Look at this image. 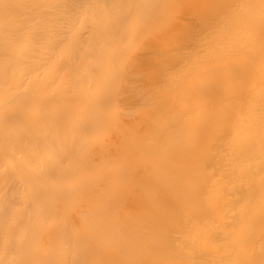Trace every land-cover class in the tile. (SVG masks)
Listing matches in <instances>:
<instances>
[{
  "label": "bare ground",
  "instance_id": "obj_1",
  "mask_svg": "<svg viewBox=\"0 0 264 264\" xmlns=\"http://www.w3.org/2000/svg\"><path fill=\"white\" fill-rule=\"evenodd\" d=\"M222 10H227V12L229 10H241V13L239 11L237 12L238 14L232 12L233 15H230V18H228L229 12L225 13ZM244 10L246 11L245 13L243 12ZM248 10L253 14H250ZM220 12L225 13H222L225 16L228 14V17L226 16L227 19L225 18L226 22L224 19H220ZM245 16L246 18H243ZM219 19L224 24L230 23V21H237L238 29H234L236 22L234 23L235 26L231 22L234 28L226 25L227 27L229 26L228 28H231V30H227L228 28L224 27L225 25ZM245 19L251 20L250 24ZM216 20L222 22V27H219L225 30L224 33L220 32V35H225L226 31L229 32L233 29L234 35L240 33V31L242 33L246 25L247 29L243 32L245 33L243 35L245 37L243 39L244 45H242V48L244 47L243 49L245 50H241L242 56L239 55L242 59L244 57L251 61L250 59L253 57L250 55V51L253 49L254 53L252 55L258 58L256 61L261 66L258 63L254 65L255 67H252L256 69L255 72L259 66L262 68H259V70L261 69L260 71L264 70V44L261 45V42H264V0H0V264H264V215L258 218L251 215L253 208L251 209L250 207L253 206L248 205L246 207L248 201L245 199V191L242 194V196L244 195V200L243 198L241 199L242 196L240 197L239 193L238 197L236 193L233 194L232 191L236 192L237 188L235 190L227 186V188L233 189L231 191L234 197L233 200L238 198L235 200L237 204L232 200L235 203L234 206H241L239 199L241 201L244 200L242 202L246 201V203H243L244 207L247 208L245 209L246 211L242 210L244 209L242 206H237L238 208L234 207L235 209H232L233 207L229 208L231 205L226 202L230 199V196L228 199L225 196L223 197L225 194H221L220 190L221 187L222 190L225 189L224 191H226V187L224 188V186L227 183H224L228 178L225 179V175L231 174L229 176L232 177V173L234 172L232 170L233 167L234 169L236 167L237 169L239 168L241 172H248V169L253 167L249 164V157V160H246V164L241 165L240 163L239 165L240 167H244L248 164L249 166L245 167L248 168L247 170L238 167V158H246L239 154L245 150L248 153V150L251 149L246 144L248 141L244 143V141L238 140L241 138L245 140L243 131H246L250 135L251 129H255L252 125L254 120H251L254 116H258L257 120L254 118L256 123L260 122L259 125H257L258 123L255 125L260 126L259 128L262 125L260 129L262 133L260 132L261 134H259V130L256 129L258 133L255 132V135L264 136V116L256 114V112H260L262 107L264 108V79H261V76H264V72L260 74L258 70L259 74H252L256 80L257 77H260V79L258 78L260 81L258 83V80L256 81L252 78L257 83L252 82L251 84L252 79H249L250 81L247 80L246 82L249 83L246 87L249 89H244V85H241V76L244 75L245 79V76H249L254 70H252V67L248 69L251 64L249 62L248 68L244 67V65L243 67L251 72L249 71L248 74H245L244 69H241V63H246L244 59H241V63L237 64L236 62L239 61L237 57L235 59V61L237 60L236 64L234 62L226 64L230 66V69L226 70L225 63L223 64L224 68L222 65L220 68L222 69L221 71L226 70L225 72L229 74L232 68L233 70H237L236 66L238 67L239 65V72L234 71L237 75H234L233 72L231 73L233 75L230 74L234 77L240 75L239 81V78L235 79L238 82L229 81V83L231 82V86L234 84L233 86L235 87L232 86L231 88L230 85H227L226 80H223L224 78H220L219 76H215V79L213 77L208 78V74L211 75L209 72H206L207 75H199L201 71H198L199 77L197 75L196 78L195 73L189 75L192 72L190 69L193 67L190 63L196 64L194 65L195 70H197L196 67L199 64L193 63L194 60L191 59L192 57L194 59L200 57L199 55V57L194 56L196 52V50L194 51V46L196 45L199 48V45H197L199 38L202 40L204 37L203 35L198 36L199 33L201 35V31L199 29L200 32H198L197 28H207L208 26L210 28L211 26L210 29H214L212 25L215 23L214 27L217 29V25L220 23ZM242 21H245L243 22L244 27L242 26L243 30L240 29L239 31V27L242 28L241 25H243H240ZM247 24L251 25V27H247ZM221 28L218 29L220 30ZM192 29H194L193 32ZM204 30L208 31V28ZM204 30L202 31L204 32ZM194 31L197 32V35ZM207 31L204 33L209 34L213 32L211 30ZM214 31L212 35L216 36L215 38L219 36L218 39L220 41L209 40L210 42H208L207 39L211 38V35L206 34V38L208 36L209 38H205L207 41L203 39L202 42H206L204 45L207 47L210 44L216 43L217 45V43L224 42V40L220 39V35H216L219 34L216 32L217 30ZM228 35L230 34L227 33L228 42L225 39L226 36H223L226 41L224 46L228 45L229 41L234 44L236 42L235 45H239L237 40L238 42L241 41V37L239 38L236 35L238 39L235 41V36L231 34L229 37ZM196 37L199 38L196 39ZM231 39H234L233 41L235 42H232ZM207 42L209 45H207ZM193 43L195 44L194 46ZM256 43H259L256 46L258 48L254 46ZM198 44H200V47L203 46V50L207 49L206 47V49L204 48V45H201L202 43ZM222 45L221 43L220 46L222 47ZM231 45L229 44L228 47ZM259 45L261 46L259 47ZM238 47L241 48L240 45ZM239 48H237L238 51L240 50ZM259 48L260 50H258ZM218 49L219 47L214 49V51ZM231 50V48H228V52L227 49H224L223 52L226 54L231 52ZM237 50H234V52L236 51L238 54ZM199 51L202 50L199 49ZM204 52H200L202 54L200 55H205L206 53ZM206 52L208 54L207 50ZM211 52L210 55L206 54V57L215 54L213 51ZM216 53V57L213 56L211 61L215 59L217 61L215 63L220 62L222 64V55L224 53L219 55L220 50L219 54L218 51ZM233 53L232 55L230 53L226 54V56H235V53ZM165 55L171 59L175 57L174 61L176 62L182 59L181 63L180 61L178 62L179 67L177 68L180 70L179 73L178 70H175L177 71L175 73L180 75L185 74L183 76L179 75V79L181 80H175L177 75L174 71H171L175 65L171 64L173 67H169L170 74L167 72L169 68L165 67L166 64L163 62L165 61L163 60V56L166 57ZM176 57L179 59L177 60ZM205 58L203 60L200 58L202 61L198 69L200 67L205 69ZM190 59L193 61L189 62ZM174 61L171 62L174 63ZM196 61L198 62V60ZM202 63L203 65L200 66ZM212 63L208 62V66L212 65L209 66L211 69L212 67L215 69L220 65L219 63L213 66L214 64ZM231 64L232 66L233 64L236 66L232 67ZM166 66H168V63ZM188 66L191 67L189 68ZM203 69V74H206ZM241 70L243 71L242 74L240 73ZM184 71H187V73H183ZM218 71L214 70L216 74L223 76ZM214 72L212 74H215ZM234 77H232L233 80ZM171 78L174 81L168 82ZM200 78L201 80L203 78V80L199 82ZM194 79H199L198 81L196 80V83H200V86L204 85L205 81L211 83L209 86L207 82L206 85L209 87L202 86V88L196 86L197 84H195ZM218 79H222L223 81H219ZM258 84H260L259 90L255 92L257 89L254 90V88H257ZM147 87H149V90ZM228 87L230 90L233 89L231 90L233 94L226 90ZM200 88L205 93H203L202 98H198L201 101V109L205 108L206 113L208 112L206 115L205 111H203V114L207 118L208 116L210 118L212 116L208 111L211 104H215V99L219 100L218 98L222 97V99L220 98L221 103H216L218 108L210 111L212 113L215 110L218 112V109L221 108L220 113L224 110V114L221 116L223 119L226 117V120H223V122L219 120V124H217L218 122L214 124L215 127H212L213 124L212 126L210 125L211 121L212 123L213 121H218V119L213 120L214 114L212 120L208 119V121L211 120L209 121L210 128L204 127V125H208L207 121H204V123L202 121L204 125L201 126L200 120L203 119L202 116H206L199 114L202 119L199 118L197 112L201 113L200 107H198L199 105L196 106V102L193 105L195 98L191 101L192 95L198 94L200 96ZM240 88L243 89L241 91L243 94L238 93L236 95L241 90ZM194 89L197 90L195 91ZM251 89L256 94L253 92L251 94ZM185 90H189L190 92H185ZM246 90H250V92ZM150 91L153 96L150 94ZM182 92L191 94H186V96L188 95L187 97L190 98L192 103L188 101L187 97L183 96ZM169 93L171 95L165 98V94L168 95ZM177 93L181 96L179 100L177 98L180 96ZM222 93L224 94L222 95ZM228 94L234 96H229ZM227 95L230 100L232 99L231 101L226 100L228 99ZM182 96L184 97L183 99ZM202 101L206 103L202 104ZM227 101L229 102L227 103ZM207 102L210 104H207ZM230 102L236 103L244 111H241L239 107L237 108L236 104L229 105ZM200 103L198 102V104ZM224 105L228 107L226 111V106ZM217 106L214 105V107ZM219 106L221 107L219 108ZM231 106H233L232 109ZM178 107L180 111L177 109ZM190 107L191 109L195 108L188 111L187 109ZM196 108L198 109L196 110ZM229 108L231 112L235 110L236 113L242 115V118L238 120L232 118L233 120H230L228 117L232 113L229 111ZM248 108L251 109L250 112ZM258 108L260 110L257 111ZM185 109L190 112L189 114L192 118L189 117L188 112L184 114ZM175 110L179 111L177 113H183L184 116L181 114V117L174 112ZM194 110L196 111V115L193 113ZM251 111L255 112L252 113ZM241 112H244L245 118ZM239 115H237V118ZM232 116L234 117L235 115ZM247 118L248 120L250 119L249 122ZM240 119H245L251 125H248L244 120L245 125L247 124L245 126L242 121L241 123L238 122ZM227 121L233 125L226 123ZM237 122L240 123L237 124L238 127L240 126L238 129L244 126V130H242L243 128L239 130L241 138H238V133L234 132L237 131V127L235 129V123ZM221 123L222 127L223 123H225V127L223 128L224 137L221 135ZM226 126L230 128L233 126V130H235L231 129L232 132H230L231 134L234 132L236 135L233 133L235 136L233 134L228 136L226 132V136L224 132L230 129L228 127L229 129L226 130ZM247 126L248 129L245 128ZM216 127L219 128L215 129ZM215 130H219L220 133ZM210 133L215 134L214 138ZM219 134L223 137V140L219 141L218 144L216 142L217 145H214L215 149L212 148L216 153L213 151V154L212 151L207 149L212 147L211 144H214V139ZM248 134L245 138H256V136L253 137L251 135L252 137H250ZM217 139L219 140L218 137ZM253 141L252 144L254 145L259 140ZM261 144H255V149L261 147ZM245 146L248 148H245ZM201 149L207 150L208 154L205 153L206 151H202V153ZM182 151H187V154ZM232 151H235L234 153H237L235 155L239 156H237L238 160L235 161L236 165L232 162L234 161L232 159L234 154L228 155L229 152L233 153ZM259 151L263 153L264 148ZM219 152L220 154L224 153V155L221 154L223 156L222 160H220V154L218 158L216 157V154ZM171 153H174V155ZM189 153L190 155L192 154V159L190 156H188L190 158L186 157ZM196 153L199 155L203 154L204 157L196 155L197 158H200V160L199 158L196 160L194 155ZM249 153H251L249 156L252 158H254L253 155H256L253 149ZM226 154L229 157L225 156ZM206 155L213 157L212 161L215 158V162H211L210 158H207ZM181 157L184 159L186 157V160H184L186 161V163L184 162L185 165L188 163L186 167H193L192 165L196 164V166L200 165V170L206 167L204 164L210 160L211 164L210 162L207 163L206 167L207 169L210 164V170H206L205 168L203 172L193 170L195 174H198L196 175L198 178L194 175V180L191 177L185 180L184 176L188 177L185 175L188 168L183 170L185 166L181 161L183 160ZM170 158L174 161L171 160L175 166H170L172 164L168 160ZM260 158H264V156L261 157L260 155L257 160ZM201 159L202 161L205 159L204 163ZM241 160L239 162H243ZM257 160L253 162L254 165L258 162ZM260 160L261 164L264 163L263 159L262 161ZM176 161L181 162L184 168H177V166L181 165L179 163H176V165ZM196 162H202L203 165L202 163H198V165ZM169 163L171 164L169 165ZM212 163H215L214 166L217 164L220 167L216 166V168L212 169ZM168 165L175 173L172 172V169ZM261 166L263 164H259V167L263 168ZM166 167H168V171ZM136 168L140 169V171ZM176 168L179 171H175L174 169ZM134 169L136 173H134ZM214 169L217 170H215L214 174L221 172V175L222 172L231 170V172L229 171L230 173L226 172L224 175L223 179L225 181L222 177H220L221 181L219 178L215 179L216 185L218 187L221 185L219 189H216L217 186H215L213 179L216 177H213L214 174H211ZM239 169L237 170V174L240 175ZM252 169L254 170V167ZM180 170L184 171V175H182L183 173L181 174ZM164 173H167L166 176L169 174L168 177L172 175L170 173H173L174 175H172L171 179L173 178L174 182H171L175 184L176 180L180 184L179 188L176 187L178 184L173 187L170 184L171 182L165 179ZM262 173L261 175L263 176L264 174ZM179 174H181V177ZM202 174H205V176ZM237 174L234 173L236 177L239 176ZM243 174L246 175L245 172ZM209 175L212 176L210 177ZM234 175L235 180L232 177L234 181L229 179L231 186L233 182V185L236 186L235 183L238 181ZM241 175L237 178L240 180L242 178L245 181L243 179L244 176ZM206 176L213 179L211 180L212 184L209 190H212L211 195L216 197L214 198L213 196L214 199H212V196L209 194L210 200H205L210 201V203L214 202V204H211L212 207L214 205L218 207L220 203L223 205V207L221 205L218 207H222L220 208L221 211L214 207L217 210V213H215L217 214L215 215L216 217L211 216L214 214L215 209L212 213L210 208L211 215L208 216V219L211 220L212 225L209 224L210 220L207 217L205 219L199 218L201 215L205 217L206 214H210L206 208H203L204 206L198 199L201 195L196 194L197 196L195 197L190 192V190L192 191L191 187H194L195 193L197 189L199 190V187L200 189L203 187V189L207 190L206 186L204 187L208 182ZM176 178L180 179V181L184 179L185 184H183L184 182L181 184ZM196 178L206 183L199 182L202 187L201 185L197 186L198 180ZM262 179H264V176ZM148 180H153L152 184L154 186L152 185V187H156L155 190L158 189V197L155 198L153 196L156 194L154 189H152L154 194L151 193L152 191L148 186L150 182ZM195 180L196 184L194 183ZM240 180L238 183L241 187L245 188V183ZM147 181V188L149 190L147 189L146 194V188L144 190L143 187L146 186ZM156 181L163 184L165 188H162L163 185L161 187L159 184L158 188L155 185ZM188 181L189 183H187ZM164 182H167V186H165ZM132 184L133 186H131ZM137 185H140V189L142 188V193L145 191L144 194H139L141 191L136 193ZM186 185L190 186L188 187L190 189ZM168 186L169 189H171V186L179 189H174L175 193L171 191L173 195L182 193L188 197L186 192L188 191L190 193L189 197L184 198V195V197L177 198L180 197L178 194H176L178 195L177 197L172 196L171 192L168 191L171 194L169 196L171 197L170 199L168 196H165L166 193L167 195L169 194L166 192L169 190L167 189ZM254 186H250L251 192L258 189L259 185L257 184L255 189ZM180 187L182 190L185 188L183 191L187 189L185 193L181 192ZM212 187L216 191L220 190V192L213 191ZM241 187H238L237 192H239ZM261 187L259 186V188ZM120 188H131L135 192L132 190H130L132 193L124 192L126 191L125 189L123 191L124 194H121L122 190ZM161 188L163 191L167 189L165 194L159 190ZM203 189L199 191L202 192ZM262 189L258 190V196L261 195L260 193L264 194V185ZM243 190H241V193H243ZM206 193H208V190ZM225 193L227 194V192ZM231 193L228 194L230 195ZM132 194L135 195L132 196ZM145 194H151L150 199H145ZM138 195H141L140 198L137 197ZM249 195H247L248 198L246 197L250 201L249 204H254L255 199L250 198ZM262 195L261 198L264 196ZM133 198H136L139 202L137 203ZM159 198H162L163 201ZM163 198L173 201H169L171 203L167 202L169 204H166ZM203 198L208 197L203 196ZM225 198L227 199L226 202H224ZM118 199L121 200L119 201ZM156 199L158 202L155 201ZM222 199H224V203L221 202ZM143 200H149L148 202H152V204L155 201L156 207L150 205L151 203L149 204L147 201V205L143 206L142 203H145ZM218 200L220 203H216L219 202ZM140 201L142 202L140 203ZM150 206L159 207L160 209L157 212V209H152ZM207 206L209 208L208 204ZM200 207L205 209L207 213ZM240 208L244 212H240ZM231 209L238 213L231 214ZM160 210L167 212L168 216L164 217L166 213L160 212ZM201 212L205 215L201 214ZM154 214H159L158 218L161 217L163 219L160 218L161 221H158L155 217L157 215ZM230 214L232 217H236H233L236 219L233 220V224H231L232 220L229 219L231 218ZM238 216L239 218H237ZM246 216L250 218L248 217L247 220ZM173 218L176 219L173 220ZM152 219L156 220V223ZM168 219L176 221L172 229L169 225H173V223L169 224L172 221L168 222ZM133 220H136L137 223ZM252 220L255 221V224ZM149 222L151 225L153 222V225L150 226ZM251 222H253V227H251ZM145 223L147 226H145ZM200 226L206 228L205 231L207 230L211 234H209L210 236L208 235V238L206 235L205 240L204 235L207 232L204 233L202 229L197 228ZM245 226L248 227L245 228ZM146 227H148V230ZM167 227L170 229H167ZM185 227L187 229H183ZM207 227L212 230H208ZM188 229L192 231H188ZM177 230H179L178 236L181 235L179 233H182V237L184 236V238L185 236L186 238L192 236L190 238L193 242L192 244L202 241L203 245L201 243H199L200 247H198L199 244L198 246L191 245V247H194L192 250L189 248L191 244L189 243L190 240L186 238L187 242L185 241L184 245L182 244L184 239H179L181 245L177 244L178 238L176 239V233L173 234L171 232H177ZM183 231H186L187 235ZM167 232L168 234L172 233L171 235L175 237L176 242L173 241V237H169L170 235L166 236ZM191 232H193L194 236ZM197 233H200L199 237H196ZM167 237L171 238L172 241ZM193 237L197 238L198 241L194 243L196 240ZM174 243L181 247H176ZM185 243H188V247H185ZM120 250L121 253L124 251L125 254L123 256L122 254L118 255Z\"/></svg>",
  "mask_w": 264,
  "mask_h": 264
},
{
  "label": "rangeland",
  "instance_id": "obj_2",
  "mask_svg": "<svg viewBox=\"0 0 264 264\" xmlns=\"http://www.w3.org/2000/svg\"><path fill=\"white\" fill-rule=\"evenodd\" d=\"M237 9H238V8H237ZM235 10H236V9H235ZM245 10H246V9H245ZM245 10L243 11L244 13L247 11V10H246V11H245ZM222 11H223V10H222ZM230 11H231V12H230ZM238 11L240 12L241 10H238ZM238 11L229 10V11H228L229 13H228L227 10H224L223 12H225V13L227 12V13L229 14V15L227 14L229 17H228L227 15H226V16H227L228 18H230V15H231V16L233 15L232 12L237 13ZM248 11H249L250 14H253V13L250 12V10H248ZM252 11H254V10H252ZM215 12H216V11H215ZM223 12H222V13H223ZM220 13H221V12H220ZM222 13L220 14L221 16H219V17H221L220 19H222V20L224 19V20H225L226 16L223 15V14H225V13H223V14H222ZM230 13H231V14H230ZM240 13H241V12H240ZM240 13H239V14H240ZM237 14H238V13H237ZM250 14H249V15H250ZM255 14H256V12H255ZM222 15L224 16V18H222V17H223ZM235 15H236V14H235ZM245 15H247V14H245ZM239 16H240V15H239ZM256 16H257V15H256ZM241 17H242V15H241ZM249 17H251V16H249ZM243 18H246V16L243 17ZM220 19H219V20H220ZM226 19H227V18H226ZM249 19H250V18H249ZM222 20H220V21H222ZM216 21H217L218 23H220L219 25H217V26H218L217 29H215V27H214V25H216L215 23H214V25H212V26H213L212 28H214V29H210L211 26H210V28H209V26L207 27V28H208V31H210V30L213 31V32H210L211 34H210V33H209V34L206 33L207 35H211V38H209V36L207 37V38H209V39L206 38L207 35H206L204 32H206L207 30L205 31L204 29H207V28H204V27H201V28L199 27V28H197V29H198V30H197L198 32L201 31V35H200V33H199L198 36H202V35H203V36H204L203 39L205 40V38H206V39L208 40V42H210L211 40H215V42H216L217 40H219V39H218V37H219L218 35H220V32H221V33H224V31H225V30H223V29L221 28L222 25L224 24V22L222 21L223 24L221 25L222 22H220V21H218V20H216ZM227 21H229V20H227ZM245 21L249 22V24H250V21H251V20L248 21V19H247V20L245 19ZM245 21H242V23H240V25L243 24V22H245ZM225 22H226V20H225ZM231 22H232V21H230V23H231ZM235 22H236V23H235ZM235 22H232L233 24H234V23L236 24V27H235V28L232 26L233 24H232V23L230 24L229 22H227L228 24H227V23L224 24V25H225L224 27L228 28L229 26H230V27L232 26L235 30H237V29H238V27H237V21H235ZM247 22H246V23H247ZM246 23H245V24H246ZM235 24H234V26H235ZM255 24H256V23H255ZM226 25H229V26L227 27ZM219 26H221V27H219ZM242 26L244 27V24L241 25V27H242ZM232 27H231V28H232ZM243 27H242V28L239 27V31H240V29L243 30ZM247 27H251V25L249 26V25L247 24ZM218 28H221L222 30H221V29L219 30ZM231 28H228L227 30H231ZM199 29H200V31H199ZM209 29H210V30H209ZM224 29H225V28H224ZM234 29H233V30H234ZM245 29H247V28H246V25H245L244 30H245ZM249 29H250V28H249ZM193 30H194V29H192V32H193ZM202 30H204V32H203ZM214 30H217L216 32L219 33V34H216V33H215V34L218 36L217 38H215L216 36H213V35H212V34H214V32H215ZM233 30H232V31H229V32L226 31V32H227L228 34H230V35L232 34L233 36H235V38H236L235 41L238 39V38L236 37V35H238L239 38L241 37L240 39H242V40H241L242 42H241V41L238 42V40H237V43H239V45H240L241 48H242V45H244V44H243V41H244L243 39L245 38V37L243 36L245 33H243V32H245V31L243 30V32H242L243 34H242L241 31H240V33H237L236 35H234ZM208 31H207V32H208ZM194 32H195V31H194ZM226 32H225V35H223V34L220 35V36H221L220 39L224 40V42H223V41L221 42V43L223 44L222 47L224 46V44H225V42H226L225 39L227 40V33H226ZM236 32H237V31H236ZM195 33H196V35H197V32H195ZM203 33H204V34H203ZM193 34H194V33H193ZM239 34H240V35H239ZM230 35H228V36L230 37ZM194 36H195V35H194ZM223 36H224V37L226 36V38L224 39ZM233 36H231V38H233ZM213 37H214V39H213ZM242 37H243V38H242ZM198 38H199V37H196V39H198ZM196 39H195V40H196ZM203 39H202V40H203ZM202 40L199 38V42H198V43H202L201 45H204V43H206V42H204V41L202 42ZM207 40H205V41H207ZM209 40H210V41H209ZM233 40H234V39H233ZM233 40L231 39L232 42H235V41H233ZM197 41H198V40H197ZM197 41H196V42H197ZM200 41H201V42H200ZM219 41H220V40H219ZM259 41H260V40H259ZM259 41H258V42H259ZM208 42H207V45H209ZM212 42H214V41H212ZM212 42H211V43H212ZM227 42H228V40H227ZM240 42H241V43H240ZM260 42H261V41H260ZM198 43H197V45H199V48L196 47V45L193 43V46L195 45V46H194V51L196 50L194 56L197 57V56L199 55L200 57L198 56V57H199L198 59H196V58L194 59V57H192L191 59H193L194 61L190 59L191 61L189 60V62H192V61H193V63L196 62V63H199V64H200V62L203 60V58H205L207 55H210V54L212 53L211 51H213V52L215 53V54L213 55V56H215V55L217 54L216 52L218 51V54H219V50H220V54H219V55H222V54L224 53V54L222 55L223 58H222V56H221V58H222L223 60H222V59H221L222 61L220 60V61L222 62V64H221L220 62H219L220 65H218L219 63H215V62H217V61H215V59H213V61H211V59H212V57H213V56L211 55L210 57L208 56V57L205 58V62H204V65H205L204 67H205V69H203V67H200V69L202 68L203 71H205L204 73H206V72L208 73V72H209V73L211 74V75L208 74V78H209V77H213V79H215V76H219L220 78H224L223 80H226L227 85H230V87L232 88V86H233L234 84L231 86V82L235 81V83H236V81H237V80H235L236 78H239L238 81L240 80V75L237 76V77H236V76L234 77V76H231V75H233V74H234V75H235V74L237 75L236 72H239V71H238V67H239V65H238V67H237V66L234 65V64H236V63L238 64L239 62L241 63V59H242V57H240V55L243 54L242 51L245 50V49H243L244 47L241 49V48L238 47V46H239L238 44L235 45L236 42H235V44H234V43H231V42L229 41V44H232V45L229 46V47H228L229 44H228V45H225V46H224V49H225V50L227 49V52H228V48H231L232 50H231V52H229L231 55H232V53L234 52V50H237V48L240 49L239 51L237 50V51H238V54H237V52L235 51V52H236V53L234 52V53H235V56L233 55L234 57H233V56L231 57V55H227V56H226V54H229V53H226V54H225V52H223L224 49H223V51H222L223 53L221 52V50H222V47L220 46L221 43H220V44L217 43V45L219 44L218 46L216 45V43H214L215 45L212 44L215 48H214V47L212 48V45L210 44L209 46H211V47H210L211 49H210V48L208 49L209 46L207 47L206 45H204V48H205V47L207 48V49H206V48H205V49L208 51V54H207L206 50H203V49H202L203 46L200 47V44H198ZM261 43H262L261 45L264 44V42H261ZM258 44H259V43H258ZM258 44L256 43L254 46L256 47ZM261 45H259V47H260ZM234 46H235L236 48H235ZM218 47H219V49H218V50H215V51H216V52H215L214 49H217ZM233 47H234L235 49H234ZM197 48H198V51H197ZM256 48H258V47H256ZM199 49H201L202 51H199ZM210 50H211V51H210ZM241 50H242V51H241ZM258 50H260V48H259ZM203 51H205L204 53H206L207 55H206V54H205V55L203 54V56H201V55H202L201 53H202ZM240 51H241V52H240ZM200 52H201V53H200ZM210 52H211V53H210ZM239 52H240V53H239ZM250 52H251L250 55L253 57V58H252V57L250 56V58H252V59L249 58L251 61H249L248 58H244V57H243L244 62H245L246 64H244L243 62L241 63V64H242V65H241V66H242L241 69H242V70L244 69L243 71H245V74H246V73H247V74L249 73L250 70H248V69H251L252 66H254L255 64H258V63H259L258 61H256V60H258V58H256L254 55H252V53H254V50L251 49ZM196 53H198V54H196ZM234 53H233V54H234ZM200 54H201V55H200ZM212 54H213V53H212ZM236 54H237V56H236ZM239 54H240V55H239ZM219 55H218V58L220 59ZM238 55H239V57H238ZM165 56H166V55H165ZM204 56H205V57H204ZM224 56H225V57H224ZM241 56H242V55H241ZM244 56H246V55L244 54ZM215 57H216V56H215ZM215 57H214V58H215ZM236 57H237V59L239 60V61L236 60L237 62L235 61ZM246 57H247V56H246ZM165 58H166V59H165ZM174 58H175V57H174ZM174 58L171 59L170 57H167V56L164 57V56H163V60H165V61H163V62H164L166 65H167V63H168V66L165 65V67H168V68H169L170 66H172L171 64H173V66L175 65L174 68H173L171 71H172V72L174 71V73H175V72H177V71H175V70H178V73H179L180 70L177 68V67H179V66H178V62L180 61V63H181V60H182V59H179V58L176 57L177 60L179 59V60L176 62V61H174ZM200 58H201L202 60H201ZM224 58H226V59H224ZM176 59H175V60H176ZM208 59H209L210 61H209ZM219 59H218V61H219ZM231 59H233V60H231ZM243 59H242V60H243ZM254 59H255V61H254ZM196 60H198V62H197ZM216 60H217V59H216ZM229 60H230V62H229ZM245 60H246V61L248 60V61L246 62ZM171 61H172V62L174 61V63H172ZM227 61H228V62H227ZM206 62H207V66H208V62H211V63L213 62V63H212V64H214L213 66L218 65V66L216 67L217 69H216V68L214 69L213 67H212V69H211V67L209 68V66H210L211 64L207 67V66H206ZM232 62H234L233 66H236L237 70L235 69L236 72L234 73L235 70H233V68H232L233 71L230 70V71H229V74H228V73L225 72V71L228 70V68L230 69V66H228V65H226V64H228V63H232ZM235 62H236V63H235ZM249 62H250L251 64H250ZM224 63H225V64H224ZM240 63H239V64H240ZM248 63L250 64V66H249L250 68H248ZM188 64H189V63H188ZM199 64H197L198 67H199ZM223 64H224V66H226L227 69L224 70V71H221L222 69H220V68H221V65L223 66ZM176 65H177V66H176ZM179 65H180V64H179ZM190 65L193 66V67L190 69V71H192L193 73L191 72V73H189V75H193V74L195 73V74H196V75H195V78H196L197 75L199 74L198 71H201L199 75H207V73H206V74H203L202 69L200 70V69H198V67H196V66H195V67L197 68V70H195V69H194V65H196V64L193 65L192 63H190ZM202 65H203V63H202L200 66H202ZM229 65H230V64H229ZM243 65H244V67H247L248 69H247V68L245 69V68L243 67ZM259 65H260V63H259ZM173 66H172V67H173ZM191 66H188V67L190 68ZM211 66H212V65H211ZM219 66H220V67H219ZM224 66H223V68H224ZM231 66H232V64H231ZM233 66H232V67H233ZM241 66H240V67H241ZM256 66L258 67V65H256ZM260 66H261V65H260ZM260 66L258 67V69H257L256 72H255L256 69H254V68L252 67V70H254V71H253V72L250 71L251 74H249V76H247V77L245 76V79H244V75L241 76V85H244L245 88H244L243 86H240V87H243L244 89H249V88L246 87V86H248L247 84H248L249 82L247 83L246 81L249 80V79L251 80L252 78L255 79V77H253L252 74H253V73H258L259 68H261ZM172 67H171V68H172ZM218 67H219V68H218ZM254 67H255V66H254ZM257 67H256V68H257ZM175 68H177V69H175ZM261 69H262V68H261ZM261 69H260V70H261ZM214 70H216V71L219 70L218 73H219V72L222 73L223 76H220V75L216 74V73L214 72ZM242 70L240 71L241 74H242V72H243ZM260 70H259V71H260ZM188 71H189V70H188ZM210 71H212V72H210ZM246 71H248V72H246ZM167 72L170 74V68H169V71L167 70ZM185 72L187 73V71H184L183 73H185ZM213 72H214L215 74H212ZM232 72H233V74H231ZM262 72H264V70L260 71L259 73L262 74ZM178 73H175V74L177 75V76H176L177 78L173 77V76H175V75L172 74V73H171V74H172L173 76H171V77L175 78V80H176V79H179V75H180V74H178ZM240 73H238V74H240ZM259 73H258V74H259ZM224 74L227 75V76L224 77V76H225ZM230 74H231V75H230ZM243 74H244V73H243ZM183 75H185V74H183ZM183 75H180V76H183ZM199 75H198V77H199ZM255 75H256V74H255ZM255 75H254V76H255ZM256 76H257V75H256ZM258 76H259V75H258ZM167 77H168V76H167ZM169 77H170V75H169ZM193 77H194V76H193ZM201 77H204V76H201ZM206 77H207V76H206ZM230 77H231V78L234 77V80H233V78L231 79ZM242 77H243V78H242ZM261 77H262L261 79H264V76H261ZM191 78H192V77H191ZM217 78H218V77H217ZM246 78H247V79H246ZM258 78L260 79V77H257V80H258V83H259L260 80H259ZM213 79H212V80H213ZM227 79H228V80H227ZM242 79H244V80H242ZM253 79H252V81L250 82L251 84H252V82H255V81H253ZM172 80L174 81V79L171 78L170 80H168V82H169V81H172ZM179 80H181V79H179ZM194 80H195V79H194ZM196 80H197V79H196ZM196 80L194 81L195 84H197V83H196ZM198 80H199V79H198ZM198 80H197V81H198ZM202 80H203V78H202ZM202 80H201V78H200L199 82L202 81ZM207 80H208V79H207ZM218 80H219V79H218ZM218 80H217V81H218ZM220 80H222V79H220ZM220 80H219V81H220ZM223 80H222V81H223ZM231 80H232V81H231ZM250 80H249V81H250ZM255 80H256V79H255ZM257 80H256V81H257ZM219 81H218V82H219ZM222 81H221V82H222ZM229 81H231V82L229 83ZM238 81H237V82H238ZM203 82H204V81H203ZM205 82H206V83L208 82L207 84H209V86H210V83H211V82H209V81H205ZM243 82H244V83H243ZM206 83H204V85H202V86H204V87H209V86L206 85ZM213 83H214V81H213ZM213 83H212V84H213ZM224 83H225V82H224ZM242 83H243V84H242ZM256 83H257V82H255V84H256ZM198 84H199V85H198ZM198 84H197L196 86L199 87V86H200V83H198ZM202 84H203V83H202ZM212 84H211V85H212ZM218 84H220V83H218ZM237 84H238V83H237ZM245 84H246V85H245ZM167 85H168V84H167ZM216 85H217V83H216ZM227 85H226V86H227ZM235 85H236V84H235ZM259 85H260V84L257 85V86H258L257 88H256V87L254 88V90L257 89L255 92H257V91L259 90V87H260ZM196 86H195V87H196ZM202 86H200V87H202ZM253 86H254V83H253ZM233 87H235V86H233ZM237 87H238V85H237ZM147 88H148V90H149V87H147ZM202 88H203V87H202ZM198 89H199V88H198ZM200 89H201V88H200ZM228 89H229V87H228L226 90H227L228 92H231V93H232L231 90H233V89H231V90H230V89L228 90ZM240 89H241V88H240ZM252 89H253V88H252ZM252 89H251V90H252ZM168 90L170 91V89H168ZM194 90L196 91L197 89H194ZM236 90H238V89L236 88ZM242 90H243V89L239 90V92H237L236 95H237L238 93H240V94L242 93V94H243V92H241ZM254 90H252L251 92H250V90H249V91L246 90V91L250 92L251 94H253V93L256 94V93L254 92ZM186 91L190 92L189 90H185V92H186ZM234 91H235V90H234ZM234 91H233V92H234ZM170 92H171V91H170ZM178 92H179V91H178ZM185 92H182V94H183V96L187 97L190 93L188 94V93H185ZM200 92H201V93H200V96H199L198 94H195V93H193V94H195L196 96H195V95H192V97L189 96V97L192 98L191 101H193V99L195 98L194 101H193V105H194V102H196V103H195L196 106L199 105L198 107H200L201 113H200V112H197V113H198L197 116H199V114H203V111H205V108H204L203 110L201 109V103H200L201 101H200V99H199V98H202L203 93H205V92H202V89H201ZM224 92H225V91H224ZM235 92H236V91H235ZM235 92H234V93H235ZM252 92H253V93H252ZM155 93H156V92H155ZM250 93H249V94H250ZM150 94H152L151 91H150ZM177 94H178V96H180L179 93H177ZM186 94H188V95L186 96ZM220 94H221V93H220ZM223 94H224V93H222V95H223ZM232 94H233V93H232ZM232 94H230V95L228 94V95L231 96ZM247 94H248V93H247ZM165 95H166L165 98H166V97L168 98V96H170L171 93H169L168 95H167V94H165ZM190 95H191V94H190ZM218 95H219V94H218ZM228 95H227V96H228ZM152 96H153V94H152ZM178 96H177V97H178ZM183 96H182V99L184 98ZM229 96H228V99H226V100H230ZM232 96H234V95H232ZM177 97H176V98H177ZM198 97H199V98H198ZM218 97H220V96H218ZM223 97H224V96H223ZM179 98L181 99V96L178 97L177 100H179ZM187 98H188V97H187ZM187 98H186V99H187ZM216 98H217V96H216ZM220 98L222 99V97H220ZM220 98H218L219 100L215 99V102H216V103H217V102H220V103H221V99H220ZM226 98H227V97H226ZM196 99H198L199 101L196 100ZM195 100H196V101H195ZM201 100H202V99H201ZM224 100H225V99H224ZM224 100H223V102H224ZM231 100H232V99H231ZM231 100H230V101H231ZM188 101L191 102V101H190V98H188ZM197 101H198L200 104H198ZM205 101H206V100H205ZM208 102H209V101H208ZM208 102H207V104L212 103V101H210V103H208ZM215 102H213V103H215ZM228 102H229V101H227V103H228ZM191 103H192V102H191ZM204 103H206V102H204ZM204 103H203V101H202V104H204ZM216 103H215V104H211V106H213V107L210 106V109L208 110V111H209V114L211 113L212 116H213V114H214V117H213L214 119L212 118V116H211V118H210L209 116H208V118H207L206 115H207L208 112L206 113V111L204 112V113H206V115L203 114V115L206 116V117H203V116L201 115L202 118H203V119H202V118L199 116V118L202 119V120H200V121H201V122H200L201 124H202V121H203V123H204V121H207V122H208V125H204V124H202L201 126L204 125V127L207 126V128H210L209 126H210V125L212 126V124H213L212 127H215V126H214L215 123L218 122L217 124H219L220 121L223 122V120H226V117H225V116H224L225 119L222 118V116H223V114H224V113H223L224 110H223V112L220 113V111H221V110H220V109H221L220 107H221V106H219L220 109H218V110H219V111H218L219 113H218L216 110H215L216 113H215V112L212 113V112L210 111V110H213V111H214V109L218 108V106H217ZM227 103L225 102L226 105H227ZM178 104H179V102H178ZM218 104H219V103H218ZM230 104L232 105V104H234V103H233V102H232V103L230 102L229 105H230ZM235 104H236V103H235ZM235 104H234V105H235ZM193 105H192V107H193ZM214 105L217 106V107H214ZM220 105H221V104H220ZM226 105H224V106H226ZM236 106H237V108L239 107V105H237V104H236ZM241 107H242V106H241ZM247 107H248V106H247ZM194 108H195V107H194ZM194 108H192V109H194ZM211 108H212V109H211ZM226 108H228V107H227V106L225 107V111H226ZM232 108H233V106H231V109H232ZM234 108L237 109L236 107H234ZM244 108H245V106H244ZM250 108L252 109L253 107L250 106ZM175 109H176V108H175ZM177 109L179 110V107H178ZM190 109H191V107H190L189 109H187V110L190 111ZM192 109H191V110H192ZM197 109H198V108H196V110H197ZM222 109H224V108L222 107ZM239 109H240L241 111H244V110H243L242 108H240V107H239ZM248 109H249V108H248ZM251 109H249V112H250ZM262 109H264V108L262 107L261 110H262ZM173 110H174V109H173ZM178 110H177V111L175 110L174 112L177 113V112L180 111V110H179V111H178ZM206 110H207V108H206ZM233 110H234V109H233ZM240 110H239V111H240ZM252 110H254V108H253ZM258 110H260V108H258L257 111H258ZM261 110H260V112H259V111L256 112V114H259V116L262 114V115L264 116V110H263V111H261ZM188 111H186V109H185L184 114L187 113ZM227 111H228V110H227ZM229 111H230V108H229ZM245 111H248V110H245ZM182 112H183V111H182ZM192 112H193V111H192ZM192 112H191V114H192ZM230 112H231V111H230ZM230 112H228V113H230ZM237 112H238V110H237ZM251 112H252V111H251ZM253 112H255V111H253ZM253 112H252V113H253ZM189 113H190V112H188L187 114L189 115V117H191ZM193 113H194V115H196V114H195V113H196L195 110H194ZM225 113H226V112H225ZM231 113H232L231 116H232V115H235V116H234V117H233V116H232V117L230 116L231 118L228 117L230 120H231L232 118H234V119L236 118V120H238L239 118H242V117H241L242 115H239L238 113H236L235 110H234V112H231ZM241 113H242V112H241ZM241 113H240V114H241ZM177 114H179L180 116H181V114L183 115V113H181V112H180V113H177ZM215 114H216V115H215ZM226 114H227V113H226ZM242 114H243V117H244V112H243ZM250 114H251V113H250ZM250 114H249V115H250ZM179 115H177V116H179ZM192 115H193V114H192ZM221 115H222V116H221ZM229 115H230V114H229ZM237 115H239L238 118H237ZM249 115H248V116H249ZM183 116H184V115H183ZM197 116H196V118H198ZM215 116H217V118H215ZM226 116H227V115H226ZM251 116H252V115H251ZM181 117H182V116H181ZM189 117H188V118H189ZM193 117H194V116H193ZM246 117H247V116H246ZM257 117H258V116H254V117H252V119H251V117H250L251 120H254V122H253L254 124L252 123V125H253V128L255 127V129H251L250 135H249L248 133H246V131H243V133L245 134V136H244V135H243V136H244V139H245L246 141L243 140V138H241L242 136L239 135V134H241L239 130L242 129V128L244 127L243 124L245 125V121H246L245 119H244L245 121H244L243 119H240V121H238V122H240V123H241V121L243 122V124H242L243 127H242V128L238 129L240 126L238 127L237 124H240V123L237 122V123H235V124H236V125H235V129H236V127H237V131H234L235 129L233 130V126H231V128L228 126L230 129L226 126V130H227V129H229V130L224 132L225 134H226V132H227L228 136H231L234 132H237V133H238V138L240 137V138L242 139V140H241V139H239V140L237 139L238 141H244V143H246V142L248 141V143H246V144H248L247 146H249V147L251 148V149H250V148H249V149H250L251 151H252V149H253V151L255 152L254 154H256V155H257V152L259 153L257 156L252 154V155L254 156V158H252L251 156H249V155H251V153H249L250 150H248V153H247V150L243 151L241 154L238 153L239 155L245 156L246 158H244V157L240 158V157L237 155V156L239 157V158H238V157L235 155V154H237V153H234L235 151H234V152L232 151L233 153H230V152L228 153L229 156H231L230 154H234V155H233L234 157H233V158L230 157V158L234 159V161H232V162H234L235 165L237 164V163H235V161H237L238 159H239V160L243 159V160H241V161H243V162H239V160H238V164H237L238 167H240V166H239L240 163H241V165H242V164H246V160L248 161L249 159H250L249 164H250L251 166L254 167V170L252 169L253 167L250 168V169L245 168L248 164L245 165V166L243 165L244 167H240V168H242V169H244V170H245V169H246V170L248 169V172H247V171H243V172H241V170L238 168V169L240 170V173L244 176L243 179H245V181H243L241 177H240V178H241V180L245 183V184H244V185H245V188H244V187H241L240 184L238 183L240 179H238L237 177H239L241 174H240V175L237 174V170H238L237 167L234 169V167L232 166L233 169H232V167H231V169L234 171V172L232 171V172H233V173H232V177H233L234 173H236L237 175H239V176H237V177L234 175V176L236 177V180H238V181H236V182L239 184V186H237V185H238L237 183H235L236 186H234V185H233L234 182L232 183V186L230 185L229 179H230L231 181L233 180L232 177L229 176V175H231V174H229V175H225V174H226V172H229V171L231 172V170L226 171V172H222V175L220 174L221 172H219V174H217V173L214 174V172L217 171L216 169H214V171L212 170L213 172H211L212 175L214 174L213 177H216V178H213L214 181H215V186H217L216 189H219V187H220L221 185L219 184L220 186L218 187V185H216V180H215V179L219 178V180H220V179H221L220 177H222V179H223V178H224V175H225V179L228 178V180H226V182L224 183V184L227 183L228 185H227V184H226L225 186L223 185L224 188L226 187V191H224L225 189L222 190L221 187H220V190H221V194H222V193L225 194V195H223V197L225 196V197L228 199V197L230 196V199H228V200H230V201H228L226 198H225V201H224V202H226V200H227L226 203H229V204L231 205V206H229V208H230V207H231V208L233 207L232 209H235L234 207H237V206H238V205L234 206L235 203L237 204V202H236L235 200H237L238 198H237V199L235 198V199L233 200V198H234V197H233V194L236 193V196H237L238 193H239V196L241 197L242 194H244V193L246 192L247 194L245 193L244 195H245V199H246V201H248V203H246V201H245V202H242V201L245 200V199H244V195H243V196L241 197V199L243 198L244 200H242V201H241V199H239V200H240V205H241L244 209L240 208L239 211L241 212L242 210L247 209V208L244 207V204H243V203H246V205H247L246 207H248V205H250V206L252 205L253 207H250L251 209L253 208V210H252L253 212L251 211V212H252L251 215H252V216L254 215L256 218L261 217V216L264 215V210H263V208H264V206H263V200H264L263 198H264V196H263V195H264V194L262 195V193H260V194L263 196V198H261V195L258 196V194H259V193H258V190H259V189H262V188H263V185H264V183H263V180H264V179L261 180V178H263V176H264V175H263V176L261 175V173L264 172V170H263V169H264V163H262L263 166H261V167H263V168H260V167H259V164H260V165H262V164L259 162V160L261 159L260 161H262V159H263V162H264V158H260L259 160H257V159L260 157V155H261V157L264 156V151H262L263 153H260V151H259L260 149L263 150V148H264V147L261 148L262 146H264V136L259 135V134L262 133V131L260 130V129L262 128V125H261V128H259L260 126H256V125H255V124H257V123H258L257 125H259V123H260L259 121L256 123ZM179 118H180V117H179ZM191 118H192V117H191ZM196 118H194V119H196ZM204 118H205V119L207 118V119L205 120ZM209 118H210L211 120H212V119H213V120L218 119V121L216 120V122L213 121V123H212V121L209 120V121H211V124H210L209 121H208ZM244 118H245V117H244ZM254 118H256V120H255ZM250 119L248 120V118H247L248 122L250 121ZM179 120H180V119H179ZM198 120H199V119H198ZM198 120H197V121H198ZM219 120H220V121H219ZM227 120H228V119H227ZM232 120H233V119H232ZM197 121H196V122H197ZM234 121H235V120H234ZM224 122H225V121H224ZM246 122H247V121H246ZM248 122H247V124H248ZM226 123H229V121H227ZM197 124H198V123H197ZM205 124H206V123H205ZM209 124H210V125H209ZM217 124H216V125H217ZM223 124H224L223 127H222V123L220 124L221 127H222V134H221L222 136H223V128L225 127V123H223ZM229 124H230V123H229ZM247 124H246V125H247ZM199 125H200V124H199ZM230 125H233V124H230ZM246 125H245V126H246ZM248 125H251V124H248ZM217 126H218V125H217ZM212 127H211V128H212ZM249 127H251V126H249ZM218 128H219V127H216L215 129H218ZM245 128L248 129V126L245 127ZM251 128H252V127H251ZM212 129H213V128H212ZM231 129L234 131L232 134H231V132H232ZM249 129H250V128H249ZM256 129L259 130V134H257L258 136L255 135V132H257ZM263 129H264V128H263ZM220 130H221V129H220ZM242 130H244V128H243ZM215 131H216V130H215ZM230 131H231V132H230ZM146 132H147V131H146ZM213 132H214V129H213ZM216 132H219V133H220L219 130L216 131ZM247 132H249V131H247ZM260 132H261V133H260ZM214 133H215V132H214ZM214 133H210L211 136L213 135V136H212L213 138H214V135H215ZM243 133H242V134H243ZM257 133H258V132H257ZM263 133H264V132H263ZM227 134H226V136H227ZM230 134H231V135H230ZM234 134L236 135V133H234ZM234 134H233V136H235ZM247 134H248V136H250V137H252L251 135H253V137L256 136V138H254V139H252V138L249 139L248 137L245 138V137L247 136ZM221 135L219 134V135L217 136V137L219 138V140H218L217 137H216L217 141H215L216 139H214V142L211 140V139H213V138L211 137L210 140H211V142H213L214 144L212 145L211 142H209V143L211 144L212 147H209V146H208L210 149L207 147V148H208L207 150L212 151V153H213V151L215 152V150H212V148L215 149V148H214V145H217L219 141H222V140H223V137H224L225 135H224L223 137H221ZM220 137H221V138H220ZM257 137H259V138H257ZM248 139L251 140V141H250L251 144H250V142H249ZM252 140H254L253 142H255L256 140H259L260 143H262V144H261L262 146H261V147H257L258 149L256 148V149H257V150H256V149H255V146H256V145H260V143H259V141H256V142L254 143V145H253V144H252ZM262 140H263V141H262ZM261 141H262V142H261ZM216 142H217V144H216ZM257 142H258L259 144H258ZM210 144H209V145H210ZM249 144H250V145H249ZM255 144H256V145H255ZM247 146H245V148H246ZM215 147H216V146H215ZM247 148H248V147H247ZM207 150H205V151H206V152H205L204 149H201V152L204 151L205 153H207ZM216 151H217V150H216ZM229 151H230V150H229ZM179 152H181V151H179ZM182 152L187 154V151H185V152L182 151ZM244 152H245V153H244ZM176 153H177V152H176ZM183 153H182V154H183ZM198 153H199V151H198ZM198 153L194 154L196 160H198L199 157H204L203 154H201V155H202V156H201V155H199ZM202 153H203V152H202ZM215 153H216V152H215ZM243 153H244V154H243ZM171 154H172V153H171ZM177 154H179V153H177ZM207 154H208V153H207ZM213 154H214V153H213ZM219 154H220V152H219L218 154H216V157H217V158H218V155H219ZM221 154H222V153H221ZM221 154H220V155H221ZM169 155H170V154H169ZM169 155H168V156H169ZM172 155H174V153H173ZM172 155H171V157L174 159V156H172ZM191 155H192V154H191ZM191 155H190V153H189V155H187V156L185 155V156H186L187 158H190V157H191V159H192L193 156H191ZM196 155H199V157L197 158ZM209 155H210V154H209ZM220 155H219V157L221 158L220 160H222V159H223V156H222V155H224V153L221 155L222 157H221ZM228 155L226 154L225 156H228ZM175 156H177V155L175 154ZM182 156L184 157V154H183ZM188 156H190V157H188ZM206 156H207V158H210V160L213 158V157H210V156H208V155H206ZM212 156H213V155H212ZM229 156H228V157H229ZM255 156H256V159H255ZM183 157H181V158L183 159V160H181V161L183 162V165L185 166V168L182 166V163H181V162L179 163L178 161H176L175 164H176V163H177V164L179 163V164L181 165V166H177V168H178V167H180V168L182 167V169L184 168L183 170H186V168H188V169L190 170V171H189L188 169L186 170L185 175H187L188 177L184 176V177H185V180H186V178L188 179L189 177H191V178L194 180V175L196 176V175H198V174H195V173H194L195 171H193V170H198V171L203 172V169H204V168L206 169V167H207V163L210 162V160H209L207 163H205L204 165H206V167H203V169L200 170V165H199L198 163H202L206 158H205L203 161H202V159H201L202 162H196L199 166H196V164L194 163L195 165H192L193 167H186V165H188V163H187L186 165L184 164V162L186 163V161H184V160H186V157H185V159H184ZM235 157H236V158H235ZM248 157H249V159H248ZM257 157H258V158H257ZM172 158H170V159H168V160H170V162H171ZM175 158H177V157H175ZM178 158H179V156H178ZM224 158H227V157H224ZM237 158H238V159H237ZM232 159H231V160H232ZM244 159H245V160H244ZM254 159H255V161L257 160V161L259 162V163L257 162L258 164L256 163L257 166H256V164H255V165L253 164V162H255ZM174 160H176V159H174ZM199 160H200V158H199ZM214 160H215V158L213 159V161L211 160V162H215ZM216 160H217V159H216ZM172 161H173V160H172ZM179 161H180V160H179ZM187 161H188V159H187ZM173 162H174V161H173ZM173 162H171L172 164L169 163V165H170V164H171L170 166L174 165ZM211 162H210V164H211ZM244 162H245V163H244ZM203 163H204V162H203ZM203 163H202V165H203ZM177 164H176V165H177ZM210 164H209V166H208V168H207V169H209V170H210V167H211ZM212 164H213V165H212V166H213L212 169H213L214 167L216 168V166L220 167V166L217 165V164H216V166H214L215 163H212ZM169 165H168V166H169ZM231 165H232V163H231ZM235 165H234V166H235ZM170 166H169V168H171ZM174 166H175V165H174ZM174 166H173V167H174ZM194 166H195V167H194ZM248 166H249V165H248ZM248 166H247V167H248ZM255 166L258 167L259 169L256 168ZM148 168H149V167H148ZM163 168L165 169V167H163ZM163 168H162V169H163ZM167 168H168V167H166V170L168 171ZM177 168L174 169V170H175V171L178 170ZM180 168H179V169H180ZM201 168H202V167H201ZM136 169H137V168H136ZM146 169H147V168H146ZM171 169H172V168H171ZM207 169H206V170H207ZM219 169H220V168H219ZM221 169H222V167H221ZM236 169H237V170H236ZM251 169H252V171L250 172V173H251V176H250L249 171H250ZM257 169H258V170H257ZM134 170H135V169H134ZM137 170L140 171V169H137ZM206 170H205V171H206ZM215 170H216V171H215ZM222 170H224V169H222ZM222 170H221V171H222ZM227 170H228V169H227ZM167 171H166V172H167ZM178 171H179V170H178ZM180 171H181V174L183 173L182 175H184V171H183V172H182V170H180ZM192 171H193V172H192ZM198 171H197V172H198ZM205 171H204V172H205ZM218 171H220V170H218ZM254 171H255V172H254ZM258 171H260V172H258ZM163 172H164V170H163ZM170 172H171V170H170ZM172 172L175 173V172L173 171V169H172ZM208 172H210V171H208ZM230 172H229V173H230ZM244 172L246 173V175L243 174ZM257 172H258L260 175H259ZM134 173H136V170L134 171ZM167 173H168V172H167ZM167 173H164V175H165V179L169 180L170 182H171V181L174 182V179H173V178H172L173 180L171 179L172 175H174V174H173V173H170V174H172V175H171L170 177H168L169 174L166 176ZM179 173H180V172H179ZM191 173H192V176H193V177L191 176ZM199 173H200V172H199ZM223 173H224V174H223ZM252 173H254V174L252 175ZM181 174H179L180 177H181ZM200 174H201V173H200ZM200 174H199V175H200ZM206 174L208 175L207 172H206ZM227 174H228V173H227ZM262 174H264V173H262ZM161 175H163V174L161 173ZM175 175H177V174H175ZM202 175L205 176V174H202ZM212 175H211V176H212ZM219 175H220V176H219ZM242 175H241V176H242ZM179 176H178V177H179ZM209 176H210V175H209ZM209 176H208V177L206 176L207 179H208V180H207V181H208L207 183L198 180V179H197L198 177L196 176V177H197L196 179L198 180V184H197V186H198V185H201V184H199V182H200V183H201V182H202V183H206L207 185H206V184H205V185L203 184V185H204V187L206 186V189L208 190V193L205 194V192H206L207 190L203 189L202 185H201V187H202V189H203L202 192L199 191V190H202V189H200V187H199V190L197 189V192H196V193L194 192V189H193L194 187H193V188L191 187L192 191L190 190L191 194L195 195V197H196L197 195H201V196H199L198 199L200 200L201 204L204 206L203 208H206V210L209 211L208 213H210V214H206V215H205L204 213L201 212V214L205 215V217H203V216L201 215V216H199L200 219H205L206 217H207V219H208V218H209L208 216L211 215V211H212V213H213V212H214L213 210H214L215 208H218V207L221 205L220 201L218 200L219 202H216V203H220V204H219L218 207H215V205H214V207H215V208H214V207L211 206V204H214V202H213V203H210V201H206V200H205V199H207V200L209 199V200H210L209 194L211 195V191H212V190L210 191L209 188H210V186H211V184H212L211 180H213V179H210L211 176H210V177H209ZM218 176H219V177H218ZM226 176H229V177H231V178L226 177ZM252 176H253V177H252ZM258 176H259V178H258ZM175 177H177V176H175ZM180 177H179V178H180ZM184 177H183V178H184ZM201 177H202V176H201ZM233 178H234V177H233ZM176 179H178V178H176ZM200 179H202V178H200ZM203 179H206V178H203ZM190 180H191V179H190ZM223 180H224V179H223ZM234 180H235V178H234ZM234 180H233V181H234ZM241 180H240V181H241ZM148 181L150 182L149 185H148L149 188H150V190H151V191H152V189L155 190L156 187H154V188L152 187V185H153V184H152L153 180H152V181L148 180ZM148 181H147L145 187H143L144 185L141 186V187H143L144 190H145V188H146V190H145V191H146V194H147V189L149 190V188H147ZM178 181L181 182V184H182V183L184 182V179L181 180V181H180V179H178ZM205 181H206V180H205ZM220 181H221V180H220ZM224 181H225V180H224ZM242 181H241V182H242ZM175 182H176L175 184H173L172 182H171L170 184H172V186L175 187V186L178 184V182H177L176 180H175ZM210 182H211V183H210ZM217 182H219V181H217ZM241 182H240V183H241ZM135 183H137V182H135ZM166 183H167V182H166ZM166 183L164 182L165 186H167ZM168 183H169V182H168ZM187 183H189V181H188ZM194 183L196 184V180L194 181ZM137 184H138V183H137ZM142 184H143V183H142ZM142 184H141V185H142ZM158 184H159L160 186L163 185V184L158 183V182L156 181V182H155V185L158 186ZM170 184H169V186H170ZM183 184H185V182H184ZM213 184H214V183H213ZM221 184H223V183H221ZM241 184H242V183H241ZM257 184H258L260 187H261V185H262V187L259 188V186H258V189H255V187H256ZM179 185H180V184H178L176 187H178ZM254 185H255V186H254ZM129 186H130V184H129ZM131 186H133V184H132ZM153 186H154V185H153ZM169 186H168L167 189H169ZM172 186L170 187L171 189H169V190L164 189V191H163L162 188H165L164 185H163V187L161 186L162 188L159 189V190L162 191L163 194H165V193L168 192V191H169V192L173 191V193H175V191H174L175 188H173ZM181 186H182V185H181ZM184 186H185V185H184ZM215 186H214V187H215ZM223 186H222V188H223ZM227 186L230 187V188L232 187L233 189L237 188V190L235 189L236 192H235L233 189L227 188ZM250 186H251V187L254 186V189H255V190L253 189L254 191L251 192V191H250ZM124 187H125V186H124ZM134 187H135V186H134ZM136 187H137V189H138V187H139V190H138V191H137V189H136V193L142 190V188L140 189V185H139V186L137 185ZM186 187L188 188V187H190V186H187V185H186ZM214 187H212V188H213V191L215 190V192H218V193H219L220 190L216 191V189H215ZM238 187H241V188L245 189V190H243V189L240 188L241 190H243V191H242L243 193H241V190H240V189H239V192H237V191H238ZM122 188H123V187H122ZM122 188H120V190H122V193H121V192H120V193H121V194H124L123 191H124L126 188H125V189H122ZM158 188H159V186H158ZM178 188H179V187H178ZM178 188L175 189V190H179ZM128 189H129V191H128ZM128 189H126V191H124V192L132 193V192H130V190H132L133 187H132V189H131V188H128ZM172 189H173V190H172ZM180 189H181V192H184V193H185V191L187 190V189H186L185 191H183L185 188L182 190L181 187H180ZM188 189H190V188H188ZM229 189H230V190H229ZM133 190H134V189H133ZM133 190H132V191H133ZM166 190H167V191H166ZM195 190H196V186H195ZM204 190H205V191H204ZM232 190H233V191H232ZM262 190H263V189H262ZM145 191H143V193H142V191H141L139 194H144ZM151 191H149V192H151ZM155 191H156V194L153 195V196H155V198H156V197L159 196V195H157V194H159V191H158V189L155 190ZM157 191H158V192H157ZM165 191H166V192H165ZM223 191H224V192H223ZM231 191L233 192V194L231 193ZM244 191H245V192H244ZM260 191H261V190H260ZM133 192H135V191H133ZM169 192H168V193H169ZM186 192H187V195H188V197H189V194H190V193H188V191H186ZM225 192H227V194H226ZM151 193L154 194L153 191H152ZM173 193L171 192L172 196H176V197H177L178 195L180 196V197H177V198L184 197V195H185L184 198H188V197H186V194L183 195L182 193H176V194H178V195H176V194L173 195ZM228 193H231L232 195H231V194L229 195ZM146 194H145V195H146ZM171 194L169 193V194L167 195V193H166L165 196H168V197H169ZM196 194H197V195H196ZM221 194H220V195H221ZM240 194H241V195H240ZM249 194L252 195L253 197L250 196ZM134 195H135V194H132V196H134ZM145 195H144V196H145ZM148 195H149V196H148ZM148 195H146V197L148 196V198L145 197V199H150L149 197H150L151 194H148ZM202 195H203L204 197H208V198H203ZM215 195H216V193H215ZM227 195H228V196H227ZM247 195H249L250 198H254V199H255V202H254L253 199H252V201L254 202V204H249L250 201L247 199V198H248ZM117 196H118V195H117ZM123 196L126 197L125 195H123ZM130 196H131V195H130ZM140 196H141V195H140ZM140 196L138 195L137 197L140 198ZM211 196H212V195H211ZM213 196H214V195H213ZM213 196H212V199H214V198L216 197V196H214V198H213ZM217 196L219 197L218 194H217ZM234 196H235V195H234ZM118 197H119V196H118ZM124 197H123V199H125ZM160 197H161V195H160ZM163 197H164V196H163ZM190 197H191V195H190ZM218 197H217V199H218ZM237 197H238V196H237ZM246 197H247V198H246ZM119 198H121V197H119ZM126 198H127V197H126ZM143 198H144V197H143ZM143 198H141V199H143ZM151 198H152V197H151ZM153 198H154V197H153ZM153 198H152V199H153ZM155 198H154V199H155ZM169 198L171 199V197H169ZM169 198H168V199H169ZM173 198H174V197H173ZM173 198H172V199H173ZM193 198H194V197H193ZM193 198H192V200H193ZM220 198H222V197H220ZM134 199L136 200V198H133V200H134ZM157 199H158V198H157ZM157 199H156L155 201H157ZM159 199H160V198H159ZM163 199H164V198H163ZM170 199H169V201H173V200H170ZM202 199L205 200V201H203ZM217 199H216V200H217ZM118 200L120 201L121 199H118ZM160 200H162V198H161ZM195 200H196V198H195ZM199 200H198V201H199ZM201 200H202V201H201ZM223 200H224V199H222L221 202H223ZM232 200H233L235 203L232 202ZM239 200H238V201H239ZM146 201L148 202L149 200H146ZM146 201L143 200V202H145L144 204L142 203L143 206H145ZM155 201L153 202V204H152V202H150L151 204H150L149 202H148V203H149L150 205H154V206H155ZM162 201H163V200H162ZM164 201H165L166 204L171 203V202H169V201L167 200V198H166V200L164 199ZM213 201H214V200H213ZM136 202L138 203L139 201L136 200ZM141 202H142V201H140V203H141ZM157 202H158V201H157ZM167 202H169V203H167ZM174 202H175V201H174ZM211 202H212V201H211ZM224 202H223V203H224ZM230 202H231V203H230ZM253 202H252V203H253ZM165 203H164V205H165ZM204 203H206V205H204ZM226 203H225V204H226ZM241 203H242V204H241ZM162 204H163V202H162ZM207 204L209 205V208H208ZM238 204H239V203H238ZM146 205H147V204H146ZM156 205H157V203H156ZM164 205H163V206H164ZM179 205H180V204H179ZM202 205H201V206H202ZM154 206H153V207L150 206V208L154 209V208L156 207V206H155V207H154ZM158 206H160V205H158ZM165 206H166V205H165ZM167 206H168V205H167ZM216 206H217V204H216ZM221 206L223 207V205H221ZM241 206H238V207H241ZM148 207H149V205H148ZM161 207H162V206H161ZM169 207H171V206H169ZM173 207H174V206H173ZM222 207H220V208H222ZM238 207H237V208H238ZM200 208H202V207H200ZM203 208H202V209H203ZM210 208H211V211H210ZM212 208H213V209H212ZM220 208H218V210H219ZM237 208H236V210H238ZM155 209H157V212H158V209H160V208L157 207V208H155ZM165 209H166V208H165ZM232 209H231L230 212H231V214L233 213V215H234L237 211L234 212V210H232ZM241 209H242V210H241ZM149 210H150V209H149ZM167 210H169V209H167ZM162 211H163V210H160V212H162ZM200 211H201V209H200ZM203 211H204L205 213H207V212L205 211V209H203ZM220 211H221V209H220ZM245 211H246V210H245ZM168 212H169V211H168ZM242 212H244V211H242ZM163 213H166V214L164 215V217H167V216H168L167 212L163 211ZM215 213H217V210H216V209H215V212H214V214H213L214 216H213V215H211V216H212V217H216L215 215H217V214H215ZM218 213H219V211H218ZM237 213H238V212H237ZM245 213H246V212H245ZM159 214H160V213H159ZM159 214H154V215H157V216H155V217L157 218L158 221H161V219H163V218H161V217H160L161 219L158 218V217H159V216H158ZM199 214H200V213H199ZM231 214H230V215H231ZM241 214H242V213H241ZM171 216H172V215H171ZM252 216H251V217H252ZM254 216H253V217H254ZM212 217H210V218H212ZM230 217H231V218H229V219L232 220L231 224H233V223H234L233 220H236V219H234V218H236V217L233 216V217H234V218H233L232 215H231ZM246 217H247L246 219L248 220V217H249V216H246ZM253 217H252V218H253ZM153 218H154V217H153ZM237 218H239V216H238ZM249 218H250V217H249ZM154 219H155V218H154ZM159 219H160V220H159ZM171 219H172V217H171ZM171 219H168L167 221H168V222H169V221H172V222H169V224H170V223H171V224L173 223V225H169V226H171V229H172V226H174V224L176 223V221L174 222L173 220H175L176 218H175V219L173 218V220H171ZM229 219H228V220H229ZM208 220H210V219H208ZM133 221H135V223H137L136 220H133ZM152 221H154V220L152 219ZM162 221H165V220H162ZM167 221H165V222H167ZM244 221H245V220H244ZM252 221H253V220H252ZM130 222H131V221H130ZM204 222H205V221H204ZM228 222H229V221H228ZM253 222H254V224H255V221H253ZM253 222H251V227L254 226V225H252ZM135 223H134V224H135ZM149 223H150V222H149ZM154 223H156V220L154 221ZM161 223H162V222H161ZM132 224H133V223H132ZM157 224H159V223H157ZM209 224L212 225V224H211V220H210V223H209ZM152 225H153V222H152ZM152 225H151V223H150V226H152ZM155 225H156V224H155ZM145 226H147L146 223H145ZM148 226H149V225H148ZM157 226H158V225H157ZM158 227H159V226H158ZM247 227H248V226H247ZM247 227L245 226V228H247ZM249 227H250V224H249ZM143 228H144V226H143ZM147 228H148V227H146V229H147ZM197 228H200V230L202 229V232H204V233L207 232V233L204 235V240H205V236H206V235H207V236H206L207 238L211 235L210 232L208 233L207 230L205 231L206 228L201 227V226H200V227H197ZM197 228H196V229H197ZM207 228H208V227H207ZM211 228H212V227H211ZM167 229H170V228L167 227ZM183 229H187V228L185 227V228H183ZM183 229H182V230H183ZM147 230H148V229H147ZM203 230H204V231H203ZM208 230H212V229H209V228H208ZM169 231H170V230H169ZM169 231H168V232H169ZM188 231H192V230H189V229H188ZM233 231H234V230H233ZM168 232H167V235H166V236H169V235H170L169 237H171V238L173 237L171 234H172V233H173V234L176 233L175 236H177L176 239L178 238V239H177L178 242L180 241L179 239H182V240L184 239V241L181 240V241L183 242V243H182L183 245H184V242L186 241V239L190 240L189 243H191V244H190L189 248L192 249V250L194 249V247H191V245H192V246H193V245H194V246H198L199 243H201V244L203 245L202 241H199V243H195V242H197L198 240H197V238H194V237H193V239L196 240V241H194V243H195L196 245H195V244H192L193 242H192V240L190 239V238H192V236H191V237L188 236V238H186V236H185L186 239L184 238V236L182 237V233H179V234H181V235H180L181 237L178 236L177 233L179 232V230H177V232H173V231H171L172 233L170 232L169 234H168ZM183 232L185 233L186 231H183ZM198 232H200V231H198ZM231 232H232V231H231ZM184 233H183V234H184ZM191 233L193 234V232H191ZM204 233H203V234H204ZM163 234H164V233H163ZM199 234H200V233H199ZM199 234L197 233L196 237H197V236L199 237ZM209 234H210V235H209ZM184 235H185V234H184ZM186 235H187V232H186ZM190 235H191V234H190ZM208 235H209V236H208ZM155 236H156V235H155ZM193 236H194V234H193ZM169 237H167V238L171 240V238H169ZM200 237H201V235H200ZM174 238H175V237H173L172 239H174ZM176 239H174L173 241L176 242ZM200 240H201V238H200ZM171 241H172V240H171ZM178 242H177V244H180V245H181V242H179V243H178ZM186 242H187V241H186ZM174 244H175V243H174ZM187 244H188V243H187ZM187 244L185 243V247H188ZM180 245H176V244H175L176 247H177V246H180ZM183 245H182V246H183ZM202 245H201V246H202ZM180 247H181V246H180ZM198 247H200V244H199ZM189 248H187V249L189 250ZM192 250H191V251H192ZM195 250H196V247H195ZM117 252H119V251H117ZM117 252H115V253H117ZM188 252H189V251H188ZM193 252H194V251H193ZM190 253H192V252H190ZM113 254H114V253H113ZM120 254H122V256H123L125 253H124V251L121 253V250H120V252L118 253V255L120 256ZM193 255H194V253H193ZM188 258H189V257H188ZM96 263H97V262H96ZM93 264H95V263H93ZM103 264H104V263H103ZM106 264H107V263H106Z\"/></svg>",
  "mask_w": 264,
  "mask_h": 264
}]
</instances>
